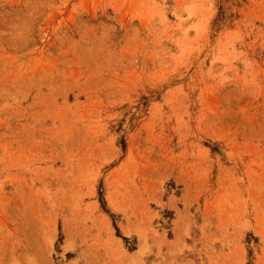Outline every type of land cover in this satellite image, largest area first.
Instances as JSON below:
<instances>
[{"label": "rangeland", "instance_id": "1", "mask_svg": "<svg viewBox=\"0 0 264 264\" xmlns=\"http://www.w3.org/2000/svg\"><path fill=\"white\" fill-rule=\"evenodd\" d=\"M0 264H264V0H0Z\"/></svg>", "mask_w": 264, "mask_h": 264}]
</instances>
